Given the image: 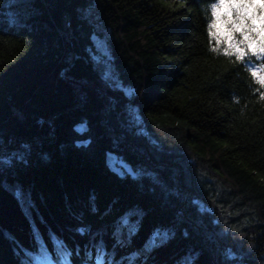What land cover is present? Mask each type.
<instances>
[{"label": "trees", "instance_id": "obj_1", "mask_svg": "<svg viewBox=\"0 0 264 264\" xmlns=\"http://www.w3.org/2000/svg\"><path fill=\"white\" fill-rule=\"evenodd\" d=\"M213 2L0 0V264H264V57Z\"/></svg>", "mask_w": 264, "mask_h": 264}, {"label": "snow or ice", "instance_id": "obj_2", "mask_svg": "<svg viewBox=\"0 0 264 264\" xmlns=\"http://www.w3.org/2000/svg\"><path fill=\"white\" fill-rule=\"evenodd\" d=\"M209 9L207 36L212 51L234 56L237 62L264 57V0H215ZM248 71L264 88V64ZM260 94L264 98V92Z\"/></svg>", "mask_w": 264, "mask_h": 264}, {"label": "rangeland", "instance_id": "obj_3", "mask_svg": "<svg viewBox=\"0 0 264 264\" xmlns=\"http://www.w3.org/2000/svg\"><path fill=\"white\" fill-rule=\"evenodd\" d=\"M94 24L96 25L98 32L94 33L93 35V44H94L93 54L98 61L104 62L103 65L101 66L102 72L105 73L106 76L111 78L117 84H121V81L117 78L115 69L110 64L108 59L109 55H108L107 42H106L107 39L106 30L102 28L99 23L94 22ZM256 66L258 67L259 65L257 64ZM109 161L111 166L117 171H121L122 163H125L122 159L115 157L113 154L109 156ZM127 221H128V227H134L135 221L133 218H130ZM156 233L157 232H152L148 237V241H151ZM164 236L165 234L161 232L158 240L163 239ZM34 254L36 256L35 264H56L48 257L45 256L42 257L38 252H35Z\"/></svg>", "mask_w": 264, "mask_h": 264}]
</instances>
